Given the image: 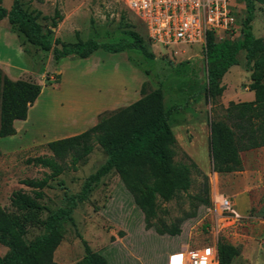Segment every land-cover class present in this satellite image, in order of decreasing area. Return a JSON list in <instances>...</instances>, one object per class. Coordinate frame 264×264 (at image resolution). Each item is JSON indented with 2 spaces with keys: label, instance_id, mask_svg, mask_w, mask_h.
<instances>
[{
  "label": "rangeland",
  "instance_id": "374dc122",
  "mask_svg": "<svg viewBox=\"0 0 264 264\" xmlns=\"http://www.w3.org/2000/svg\"><path fill=\"white\" fill-rule=\"evenodd\" d=\"M22 1L27 10L40 12L38 21L44 30L50 26L55 9L59 10L61 18L53 28L54 37L66 42L78 38H93L100 43L131 42L134 32L146 53L136 47L118 52L99 48L86 58L70 55L56 63L50 51L26 42L11 29L6 18L0 20V69L11 79L32 80L44 85L38 103L28 109L30 126L20 123L17 126L20 133L0 137V206L13 210L10 204L13 191L21 189L31 193L21 180L42 178L50 172L49 168L28 163L27 158L51 156L47 142L63 138L58 135L68 126L77 128L91 124L94 114L102 110L100 107L110 106L112 98L120 101L118 107L134 101L133 97L122 101L119 97L133 91L140 81L139 74H143L144 92L160 88L165 108L188 102L187 107L170 115L169 123L178 146L199 167L209 171L202 170L207 175L211 205L199 204L194 216L185 217V213L193 211L189 194L205 196V180L193 173L187 193L168 202L159 201L157 217L147 224L118 175L110 172L74 209L75 225H65L63 238L53 253L54 260L59 264L80 262L84 256L80 234L93 251L106 258L107 264H180L189 250L216 249L219 239L237 247L239 253L232 264H264V148L243 153L247 169L244 173L214 174L209 153L211 116H223V107L229 101L253 99V92L247 89L250 72L245 69L244 50L237 54L239 64L232 65L224 74L221 83L225 89L212 114V104L207 102L203 92L206 61L201 43L164 47L153 42L144 23L128 8L125 0ZM233 2L240 11L239 26L244 15L243 0ZM11 4L12 0H0V5L7 9ZM263 5L256 4L252 22V31L257 37L264 31ZM240 36L236 32L231 37ZM175 158L181 159V155L178 153ZM104 160L105 154L97 143L75 167L66 158L62 162L64 171L44 188L45 195L40 200L45 206L42 218L65 204V192H79L84 179ZM214 194L226 195L240 218L221 216L218 204L213 201ZM178 219H182L178 223V234L158 232L161 225L169 226ZM42 232L41 226H29L26 238L31 240ZM6 251L7 247L0 244V256Z\"/></svg>",
  "mask_w": 264,
  "mask_h": 264
},
{
  "label": "trees",
  "instance_id": "16d2710c",
  "mask_svg": "<svg viewBox=\"0 0 264 264\" xmlns=\"http://www.w3.org/2000/svg\"><path fill=\"white\" fill-rule=\"evenodd\" d=\"M43 2L44 0H37ZM264 0H243L244 15L241 19L240 37H227L216 41L209 33L203 49L206 61V82L203 86L207 102L212 104V114L216 111L218 97L225 86L221 83L224 74L232 65L239 64L237 54L244 50L245 69L250 72L248 89L253 91L252 100L229 101L223 107V116L210 118L209 153L212 170L228 173L242 170L240 152L264 146V31L259 37L252 31L256 4ZM264 21V5L261 7ZM39 11H29L22 0H12L9 9L0 5V20L7 19L12 30L26 42L50 51L58 63L62 58L74 56L86 58L99 48L118 52L136 47L146 53L144 45L136 33L133 40L113 43H100L93 38L66 42L53 36L57 19L61 18L58 9L50 17L51 24L45 30L38 21ZM135 101L113 110L102 112L98 121L86 130L46 143L51 156L27 158L28 163L50 169L42 178H24L21 183L31 189V193L18 189L13 191L10 204L13 210L0 206V244L7 251L0 256V264H59L53 253L60 244L65 225H75L74 209L85 201L94 186L110 172H115L125 189L131 194L136 206L143 212L147 224L157 217L159 201L168 202L181 193H187L192 184V174H200L205 180L204 192L189 194L193 211L185 217L194 216L199 204L211 205L207 175L177 144L170 126V115L188 106L175 104L164 107L160 88L144 92ZM41 84L26 79H11L0 69V137L13 135L16 119H26L28 109L41 92ZM97 143L106 155V160L83 181L77 193H64L65 204L52 210L45 218V209L40 200L49 181L64 171L62 162L69 158L75 167L78 161L93 150ZM181 159H176L177 154ZM62 184V183H60ZM157 228L160 233L178 234V223ZM43 228L33 239L26 238L29 226ZM84 256L73 264H107L106 258L93 251L87 241L78 234ZM219 264H232L238 255L236 246L219 239L217 241Z\"/></svg>",
  "mask_w": 264,
  "mask_h": 264
},
{
  "label": "built area",
  "instance_id": "2783aa9c",
  "mask_svg": "<svg viewBox=\"0 0 264 264\" xmlns=\"http://www.w3.org/2000/svg\"><path fill=\"white\" fill-rule=\"evenodd\" d=\"M234 0H125L144 23L148 37L164 47L198 42L206 45L211 33L224 39L240 32L239 9ZM243 17V15H241ZM221 216L239 219L232 201L224 194H214ZM182 264H219L217 249L189 250ZM180 263V264H181Z\"/></svg>",
  "mask_w": 264,
  "mask_h": 264
},
{
  "label": "crops",
  "instance_id": "0c3cea01",
  "mask_svg": "<svg viewBox=\"0 0 264 264\" xmlns=\"http://www.w3.org/2000/svg\"><path fill=\"white\" fill-rule=\"evenodd\" d=\"M243 15V14H242ZM140 73V72H139ZM140 75V81H138V83H137V85H135L134 87H133V91H131V92H128L127 91V93L125 92L123 95H121L119 98H120V100L122 101V100H125V99H131L132 97H133V99H134V101L136 100V99H138L139 97H140V95H138V91H139V89H141L142 88V85L144 84V82H143V80H144V78H145V76H143V74H139ZM41 86H42V88H41V92H40V94L38 95V97L36 98V100L34 101V103H33V105L32 106H34L36 103H38V101H39V97L42 95V92H43V84H41ZM247 89H248V84H247ZM248 91H250L249 89H248ZM141 92V91H140ZM251 92H253V91H251ZM254 97V96H253ZM252 100V99H251ZM120 101L117 99V98H112L111 99V105L110 106H107V107H103V108H101L100 107V109H102L101 111H99V112H96L95 114H94V119H93V121H92V123L91 124H89V125H84V126H79V127H77V128H75V127H71V126H68V127H66L64 130V133H61V135H58V137H67V136H71L72 134L74 135V134H76V133H80V132H82V131H84V130H86L87 128H89V127H91L92 125H94L97 121H98V114H100L103 110H113V109H116L119 105H120V103H119ZM133 102V101H132ZM127 104H129V102H127V103H125V104H123V106L124 105H127ZM30 108H32L31 106L29 107V109ZM99 110V109H98ZM21 123V125H24V126H30L29 124H28V113H27V117H26V119H23V120H21V119H16V120H14V123H13V125H14V127H15V129H16V133L15 134H13V135H17L18 133H20L21 132V130H18V128H17V126H18V124H20ZM33 126H34V124H33ZM173 130V129H172ZM9 136H12V135H9ZM176 137V136H175ZM258 148H264V146H261V147H258ZM253 149H256V148H253ZM253 149H249L250 151L251 150H253ZM249 150H246V151H242V152H240V156H241V159H242V156H243V153H245V152H248ZM105 154V153H104ZM105 160H106V155H105ZM105 160H104V162H105ZM103 162V163H104ZM242 165H243V167H242V170H238V171H232V172H228L227 174H229V173H244L245 171H247V169H246V166H245V162L243 161V159H242ZM199 167V166H198ZM199 169L202 171H205L206 173H208L209 171H207V169H205V168H202V167H199ZM212 171V170H211ZM249 171V170H248ZM214 174H224V173H218V172H215V171H212ZM119 177V176H118ZM120 179V178H119ZM121 181V180H120ZM122 185H123V183H122Z\"/></svg>",
  "mask_w": 264,
  "mask_h": 264
}]
</instances>
